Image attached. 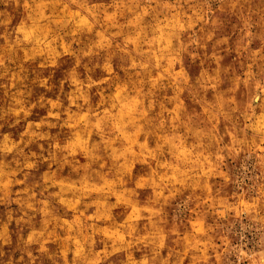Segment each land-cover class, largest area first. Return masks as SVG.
Listing matches in <instances>:
<instances>
[{"label":"rangeland","instance_id":"obj_1","mask_svg":"<svg viewBox=\"0 0 264 264\" xmlns=\"http://www.w3.org/2000/svg\"><path fill=\"white\" fill-rule=\"evenodd\" d=\"M0 264H264V0H0Z\"/></svg>","mask_w":264,"mask_h":264},{"label":"bare ground","instance_id":"obj_2","mask_svg":"<svg viewBox=\"0 0 264 264\" xmlns=\"http://www.w3.org/2000/svg\"><path fill=\"white\" fill-rule=\"evenodd\" d=\"M58 177V176H57ZM60 178L61 181H63L64 179L62 177H58V179Z\"/></svg>","mask_w":264,"mask_h":264}]
</instances>
